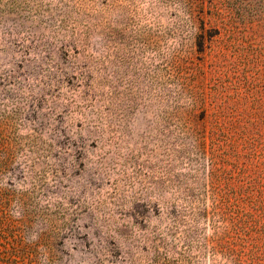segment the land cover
Segmentation results:
<instances>
[{"label":"rangeland","instance_id":"374dc122","mask_svg":"<svg viewBox=\"0 0 264 264\" xmlns=\"http://www.w3.org/2000/svg\"><path fill=\"white\" fill-rule=\"evenodd\" d=\"M239 178L259 218L264 0H0V264H264Z\"/></svg>","mask_w":264,"mask_h":264},{"label":"trees","instance_id":"16d2710c","mask_svg":"<svg viewBox=\"0 0 264 264\" xmlns=\"http://www.w3.org/2000/svg\"><path fill=\"white\" fill-rule=\"evenodd\" d=\"M244 172V168H240L239 176ZM240 182L241 178H239L238 181L234 180L233 182L231 179H228L225 185L220 184L217 179L212 182L214 207L222 209L223 214L226 213L224 209L229 208V211H231L232 228L237 229L238 231L245 230L248 223H262L264 219V200L261 202L263 212L259 218L254 217V215L250 213L251 210L245 212L248 214L240 216V211H245V208L247 207V199L242 198L241 196L242 190L244 189L249 195H251L250 189L245 188Z\"/></svg>","mask_w":264,"mask_h":264}]
</instances>
